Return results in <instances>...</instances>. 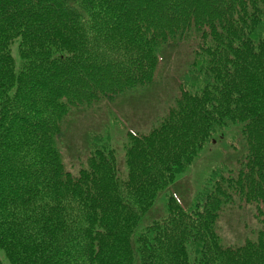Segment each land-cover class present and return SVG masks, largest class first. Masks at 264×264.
Instances as JSON below:
<instances>
[{"label":"trees","instance_id":"1","mask_svg":"<svg viewBox=\"0 0 264 264\" xmlns=\"http://www.w3.org/2000/svg\"><path fill=\"white\" fill-rule=\"evenodd\" d=\"M187 45L179 96L130 134L126 173L98 135L68 172L55 143L72 108L154 85L159 58ZM233 130L237 164L143 224ZM236 199L262 228L227 246L217 224ZM0 249L11 264H264V0H0Z\"/></svg>","mask_w":264,"mask_h":264},{"label":"rangeland","instance_id":"2","mask_svg":"<svg viewBox=\"0 0 264 264\" xmlns=\"http://www.w3.org/2000/svg\"><path fill=\"white\" fill-rule=\"evenodd\" d=\"M180 51L181 54H173L170 58H163L164 63L160 66V69L164 67V70L161 73H158V82L155 83V86L158 85L156 89H154L153 86L147 88L146 90L141 89L134 94L126 96L129 93L128 92L123 96L129 98L132 102L139 100V98L143 95V92H147L138 102L139 107L153 104L154 100L150 101L154 93V91H152L153 89L159 92H165L169 98L171 92L170 82L173 79L174 73L180 69L182 64H185L187 58H190V47L185 46V48ZM14 53L17 57L16 46H14ZM108 107L114 114L109 115L108 110H106V107L103 106L94 118H92V120L87 124L84 130L76 132L74 141L71 140V134L73 131H71L69 135L66 133L61 139L60 147L63 150L65 164L74 174L78 173L80 161L84 159L87 154V136H89L86 135L87 131L104 134H106V132L108 134L110 133L112 144L116 148V145L120 147L121 142L126 140V131L129 130L137 132L140 130L142 122L139 118L126 117V115L129 116L128 110L118 111L117 108H113V105L111 104L108 105ZM165 107L166 105L164 106V109ZM162 109L163 106H161V110ZM109 113L111 114V111H109ZM80 114H77L76 116ZM75 117L73 120H75ZM151 122L152 119H147L144 128H146ZM96 126L102 128L95 129ZM69 128H76L78 130L83 129L84 123L80 122L77 126H75L71 121H69L65 125V130ZM233 136H235V138ZM239 138L240 136L238 135V132L233 130L229 132L224 139L215 142L212 148L205 150L197 159L194 168L189 172L187 177L183 180L179 179V181H182L180 182V185L176 187L174 195L180 197V195L187 193L190 189L195 191L202 183L205 182L207 175L214 169L213 167L217 164V160L221 157H224L223 161L227 162L228 165H234L236 152L240 148ZM118 158L120 164L121 160L125 162V154L122 157L118 153ZM167 193L168 190L161 194L154 209L148 216H146L143 224H150L154 219L158 218L160 208L162 209L163 207L161 200L162 198L165 200ZM183 200L186 203H188L189 200L192 202V198L190 199V197ZM256 213L257 212L254 206H246V204L243 206L238 199H236V203L233 206L226 208L221 215L222 217L218 229V233L223 243H225V245H242L246 238L255 239L258 231L262 228V224L257 219ZM0 254L3 256L4 263H6V261L9 262L1 250Z\"/></svg>","mask_w":264,"mask_h":264}]
</instances>
